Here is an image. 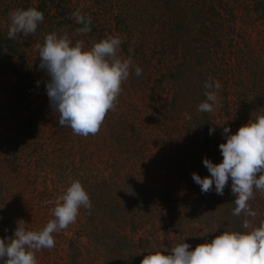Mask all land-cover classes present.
I'll use <instances>...</instances> for the list:
<instances>
[{
  "label": "rangeland",
  "instance_id": "374dc122",
  "mask_svg": "<svg viewBox=\"0 0 264 264\" xmlns=\"http://www.w3.org/2000/svg\"><path fill=\"white\" fill-rule=\"evenodd\" d=\"M258 3L264 0H0L5 36L11 11L36 8L44 16L34 35L20 33L5 44L17 52L6 49L0 58V168L15 176L12 186L0 181V224L7 225L13 215L17 228L39 231L54 219L55 204L48 201L54 202L73 180L82 183L79 176L101 178L87 183L92 186L91 209L81 207L75 223L53 233L55 247L37 252L38 264H141L149 253L169 254L183 242L194 250L225 231L239 232L235 225L248 231L245 216L233 215L231 180L223 195L214 184L212 191L202 193L192 174L210 176L204 159L222 162L224 127L235 134L264 114V11ZM77 9L91 17L87 34L76 32L83 27L72 15ZM52 32L58 37L67 32L73 46L83 41L85 50L118 36L119 55L132 59L116 109L108 112L95 136L85 138L60 126L59 114L51 109L49 77L39 67L35 46ZM136 67L142 75L135 74ZM209 77L222 84L219 103L211 113L200 112ZM209 126L215 129L211 135ZM61 147L68 155L58 152ZM17 174L28 177L25 185ZM136 180L169 191L184 217L170 216L156 195H128L122 184ZM137 203L148 204L144 209L150 212L136 239L138 245L142 238L145 249L134 258L126 254L127 246L112 255L106 223L131 225L130 215L124 211L122 217L119 210ZM248 203L257 212L248 219L258 227L264 196L256 191ZM173 220L184 223L177 236Z\"/></svg>",
  "mask_w": 264,
  "mask_h": 264
},
{
  "label": "clouds",
  "instance_id": "9594fccd",
  "mask_svg": "<svg viewBox=\"0 0 264 264\" xmlns=\"http://www.w3.org/2000/svg\"><path fill=\"white\" fill-rule=\"evenodd\" d=\"M78 24V34L91 31V17L85 18L81 10L72 13ZM8 38L14 40L23 33L24 37L34 35L44 16L36 8L16 9L9 13ZM121 39L118 36L95 43L90 50L84 49L83 41L74 46L67 32L59 36L56 32L47 34L43 44H36L40 58V69L45 70L49 80L46 92L51 109L59 114L60 126L70 127L74 134L83 137L95 136L109 111H115L122 83L128 79L131 57L122 59L119 55ZM137 76L142 75L140 67L135 68ZM39 84V81H37ZM206 100L198 105V111L211 113L219 103L217 91L222 88L219 81L209 77L204 83ZM214 128L209 129L211 135ZM222 135L226 143L219 145L223 160L213 164L204 159L203 164L210 173L201 178L193 173L192 179L202 193L212 191L213 184L218 195L231 180L235 196L233 215L243 214V228L246 232L225 231L215 236L210 243L199 244L194 250L191 245L180 243L169 254L159 251L147 254L141 264H264V219L254 226L248 219L257 217L249 205L258 191L264 196V114L241 126L235 134L228 127ZM52 215L43 229L25 230L18 227L13 238L0 239V259L4 264H38L36 253L55 247L53 233L67 229L76 222L81 207L90 210V197L79 180H73L66 191L54 202Z\"/></svg>",
  "mask_w": 264,
  "mask_h": 264
},
{
  "label": "trees",
  "instance_id": "16d2710c",
  "mask_svg": "<svg viewBox=\"0 0 264 264\" xmlns=\"http://www.w3.org/2000/svg\"><path fill=\"white\" fill-rule=\"evenodd\" d=\"M257 4V3H256ZM259 8L264 11V4H259L258 3ZM257 6V7H258ZM256 7V8H257ZM258 8V9H259ZM214 26H216V24H214ZM214 26L212 25V28H214ZM207 27V26H206ZM205 29H211V27H207ZM212 33H216L215 31ZM7 37V38H6ZM214 36H212L213 38ZM10 40L8 38V36H5L4 33H2L0 31V58L6 56V49H9L11 52H17V50L12 47L11 45L6 46L5 44L7 42L10 43ZM13 42V41H12ZM206 44L208 46V48H210L209 43L206 40ZM211 49V48H210ZM24 95H27L24 94ZM28 98V96H26ZM211 128V126L207 127V130H209ZM208 138V137H207ZM208 140V139H206ZM58 152H64L66 155H68V149H66L65 147H61L60 151ZM3 164H0V167H2ZM5 169H1L0 168V181L1 182H6L9 186L11 185V182L14 180L15 176L12 177V175H9L8 173L5 174ZM17 178L20 180L19 182L22 183V185H25L27 183V178L25 175H18L17 174ZM80 180H82V186L84 187V189L86 190V192L89 195V189L92 186H87L88 182H94L97 181L100 182L101 178H94L90 175H82L77 177ZM30 180V179H28ZM140 180H136L134 182H127L125 181L122 184V187L128 186V190L126 193H128V195H130L132 198L133 197H148L153 195H156L157 197H160L165 205H166V209H167V213L172 216V217H176V218H183L185 214L181 213V211L178 210V208L176 207L175 203L173 202V199L171 198L170 192L169 191H161L159 189H157L155 186L150 185L149 183H139ZM132 185V186H131ZM12 186V185H11ZM15 186V185H13ZM131 186V188H130ZM117 202V201H114ZM116 205L119 203H115ZM148 206V204H146ZM145 203H137L134 205H131L129 207V209H125V210H119L120 211V215L122 217L125 216L124 211H126V215H130L131 219L133 221H131V225H120L119 223H106V233L109 236L112 245L111 248L109 249L110 252H114L112 255H120V250H122L125 246L126 247V254L129 253V257L132 256V258H134L133 256H137L138 252L141 250H144L145 247L141 244V242H143L142 238L140 239V243L137 245L136 241L141 237V235L139 236V234L143 231H145V228L147 226H145L146 222H144L142 220V218H145L144 216L146 215H150V212L147 211L146 209H144V207H146ZM145 210V211H143ZM3 212L5 213L3 215V217L7 214L6 212H8V207L6 209H3ZM11 217L8 224H0V239H7V238H13L14 237V233L17 230V226L14 223V221L12 220V218L15 220V216L10 215ZM137 218L139 220H137ZM120 221V220H119ZM172 228L173 232L176 234L175 236L179 235V232L181 230L182 225H184L183 220H173L172 221ZM5 225V226H2ZM128 227H130L128 229ZM235 228H238L239 232L242 230V227L240 225H235ZM209 231V230H208ZM234 231V230H233ZM212 233V232H211ZM209 234L210 236H213L212 234ZM208 235V236H209ZM139 236V237H138ZM137 239V240H136ZM71 241H69L70 243ZM71 247L73 246L72 242L70 243ZM147 250V249H146Z\"/></svg>",
  "mask_w": 264,
  "mask_h": 264
}]
</instances>
